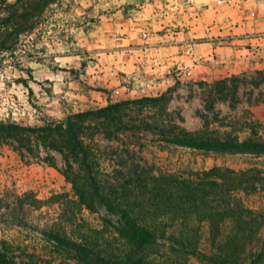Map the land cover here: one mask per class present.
Segmentation results:
<instances>
[{
  "label": "rangeland",
  "instance_id": "rangeland-1",
  "mask_svg": "<svg viewBox=\"0 0 264 264\" xmlns=\"http://www.w3.org/2000/svg\"><path fill=\"white\" fill-rule=\"evenodd\" d=\"M53 9L31 21L34 32L16 45L1 52L0 44V121L40 127L122 104L83 125L97 185L111 199L144 197L143 186L126 185V179L143 181L161 173L196 181L197 173L215 167L256 168L264 178L262 149L200 151L162 141L177 130L196 138L264 144V0H63ZM29 70L34 76L28 83L31 93L19 82L28 79ZM37 155L23 160L11 145L0 142V195L10 196L15 205L30 192L42 201L36 210L32 198L24 199L18 217L27 226L0 225V243L14 242L20 245L17 253L33 255L22 256L27 264L68 262V254L53 253L45 235L52 230L95 251L119 249L117 215L94 197L88 199L87 175L72 155L71 167L56 151L40 148ZM72 179L85 188L93 211L81 202ZM214 181L223 188L228 183ZM235 194L261 216L221 220L224 236L215 243L208 221L191 220L184 227L198 226L196 245L184 248L160 240L149 260L211 264L196 253L215 255L219 250L229 252L234 262L263 259L259 246L232 255L225 238L238 227H258L264 238V190ZM225 200L221 191L207 197L216 212ZM176 225L167 229L168 238L186 231Z\"/></svg>",
  "mask_w": 264,
  "mask_h": 264
},
{
  "label": "trees",
  "instance_id": "trees-1",
  "mask_svg": "<svg viewBox=\"0 0 264 264\" xmlns=\"http://www.w3.org/2000/svg\"><path fill=\"white\" fill-rule=\"evenodd\" d=\"M61 3L63 0H14L12 2L0 0L1 52L6 49L8 44L16 45L21 36L32 34L34 27L30 22L39 19L44 13H54L53 7L59 6ZM33 80L32 70H29L28 79H21L19 82L31 93L32 89L28 83ZM227 82L228 80L222 81L225 84ZM121 105H110L100 110L74 114L68 116L64 121H55L40 127L0 121V142H7L11 145L23 160H27L29 156L39 158L38 151L43 148L59 153L66 165L71 167L72 161L69 162V155H72L78 169L87 175L92 190V195H89L88 199L91 200L94 197L101 206L117 215L118 219L114 230L122 244L119 249L114 248L107 252L95 251L87 243L69 239L56 230L45 232L48 240L52 242L55 248L53 253L56 256L62 257L68 254V262L60 261V264H155L149 259L155 254L154 247L160 240H169L173 245L184 248L196 245L199 236L198 229H196L198 226L184 227L189 226L186 223L192 222L191 220L199 223L208 221L211 225L210 236L215 243L224 236L220 227L221 220L232 218L238 222H243V214H245V219L249 221L254 220V215H257L258 218L261 216L253 209L246 207L240 196L235 194L236 191L250 193L264 190V185L259 183L264 178L261 177V171L256 168L235 171L215 167L209 171L197 173L195 175L196 181L163 173L143 181L127 178L126 185L138 182L143 186L141 189L145 193L144 197L131 199L106 197L97 185L93 168L89 163L91 158L85 142L86 135L83 131V125L96 118L106 116L110 111L120 109ZM74 120L80 124L75 125ZM163 133L169 134L165 130ZM171 136L173 138L162 141L200 151L212 147L222 150L227 146L248 150L262 149L264 151V144L251 141L196 138L190 133H179L177 130H173ZM218 179L228 182L224 185L226 189L214 181ZM71 183L83 205L93 211L94 207L85 199L87 195L85 188L79 187L75 179H72ZM216 191H221L226 199L223 208L217 212L211 207V204L207 203V197ZM27 198H32L31 206L34 209L41 208L42 201L32 192L24 194V197L19 198L20 201L17 199L19 202L16 205L13 204L10 196L0 195V225L27 226L28 223L18 217V210L22 212V202ZM142 206L154 207V210H135L136 207ZM156 207H170L171 210H159ZM175 224L186 228V231H181L180 235L174 233L169 239L167 229L175 228ZM259 231L258 227L256 229L238 227L228 232L225 240L231 245L230 250L233 249L232 255L235 253L242 255L244 250H249L248 247L253 250L259 246L261 249L259 255L263 258L264 238L259 235ZM19 249L20 245L16 246L14 242L2 241L0 243V264H27L26 261L22 260V256L27 258L26 256L32 257L33 255L26 253L25 256L22 253H17ZM196 255L206 259L211 264L246 263L244 258L237 262L230 261L229 252L225 254L224 250H219L215 255H206L198 251ZM247 264H264V258L251 260Z\"/></svg>",
  "mask_w": 264,
  "mask_h": 264
}]
</instances>
